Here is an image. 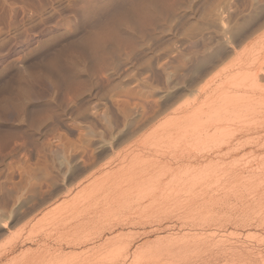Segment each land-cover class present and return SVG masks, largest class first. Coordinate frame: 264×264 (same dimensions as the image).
I'll return each instance as SVG.
<instances>
[{
	"label": "rangeland",
	"instance_id": "1",
	"mask_svg": "<svg viewBox=\"0 0 264 264\" xmlns=\"http://www.w3.org/2000/svg\"><path fill=\"white\" fill-rule=\"evenodd\" d=\"M224 95L261 122L192 146ZM263 100L264 0H0V264H264Z\"/></svg>",
	"mask_w": 264,
	"mask_h": 264
},
{
	"label": "bare ground",
	"instance_id": "2",
	"mask_svg": "<svg viewBox=\"0 0 264 264\" xmlns=\"http://www.w3.org/2000/svg\"><path fill=\"white\" fill-rule=\"evenodd\" d=\"M220 76L221 74H218L215 76V78L217 79ZM221 86L222 84L218 85L217 87H221ZM263 102L264 100L262 101V103ZM254 107L255 106L251 102H248L246 99L243 100L242 98H235L229 95H224L221 98L215 100L214 103L206 102L200 108L193 110L190 114L185 115L184 117L175 119L173 121V125L179 131H184L187 129L188 126H190V130H192L194 134L196 135V137H194V139L192 140L193 141L192 146L194 147H199V146L204 145L208 141V139H211V138L213 141L224 139L225 141L228 140V143H231L232 140L235 139V136H237L238 133H243L250 129L249 124L251 122H254V123L261 122L263 117L260 116L257 112L251 111L250 109ZM231 145L232 144L228 146H231ZM180 148L182 149V151L187 149V147H180ZM236 149H238V147ZM231 150L232 148L229 147L227 154H229ZM185 155L188 158L197 157V154L192 151L189 153L183 154V156ZM169 171H170V168L162 167L161 173L159 175L153 176L152 178L145 180V181H135L132 184V187L139 188L143 186L144 184V185L149 186L150 188H153L150 190L151 192H155L157 186L161 183V175H164V173L169 172ZM196 174L197 173H195L194 175ZM194 175H193V178H196V176ZM198 177L199 176H197V178ZM160 194H162L161 196H163V193H160ZM165 196H168V195H165ZM197 236L194 238L188 237V238H185L184 240L179 239L178 237H171L170 239H168V242L166 241L167 249L169 251L176 249V251L188 252L189 250L191 251V249H195V248H196L195 250H197L199 247V249L201 250L200 247L203 248L204 246H207L208 245L207 243H209V240L205 237L202 238L201 234L200 236L198 237ZM212 242H215V241H212ZM217 247H221V246L218 245ZM163 249H164L163 246H158V247L152 246V247L146 248L144 251L147 252L148 254L150 253L153 256V254L162 252ZM216 251H218V249ZM195 252L196 251H194V253ZM237 252H239V250Z\"/></svg>",
	"mask_w": 264,
	"mask_h": 264
}]
</instances>
